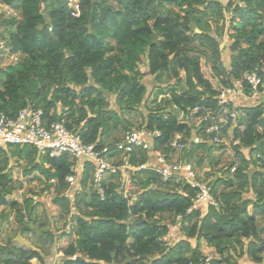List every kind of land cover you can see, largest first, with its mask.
Wrapping results in <instances>:
<instances>
[{"label":"trees","instance_id":"trees-1","mask_svg":"<svg viewBox=\"0 0 264 264\" xmlns=\"http://www.w3.org/2000/svg\"><path fill=\"white\" fill-rule=\"evenodd\" d=\"M77 2L76 16L68 0H0L10 11L9 15L0 11V37L10 53L18 55L17 62L0 67V112L12 117L26 106L41 109L47 123L62 121L83 143L109 150L116 148L121 131L154 129L159 134L151 146L134 148L128 155L131 166L148 167L129 169L125 181L119 172L107 173L101 195L91 180L94 165L87 161L79 174L81 190L69 197L66 177L72 161L66 154L49 157L34 147H0V207L15 209L20 222L26 215L32 219L31 200L25 199L21 206L9 197L37 180L44 184L45 198L51 199L52 214L75 210L67 233L71 240L62 248V257L51 264H189L202 256L200 242L214 248L217 257L211 264H239L231 252L243 240H248L249 261L261 264L264 101L226 105L228 111L237 112L232 139L238 143L232 145L234 156L227 155L228 161L209 181L217 206L194 204L197 189L185 180L163 181L154 169L158 165L154 153L168 159L174 151L170 143L180 134L183 161L194 159L199 166L207 161L210 171L216 169L226 149L204 134L211 121H203L198 129L202 138L198 143H192L194 125L187 123L191 116L219 109V89L204 76L201 60L218 78L220 88L264 65V0ZM227 13L232 14V32L225 66L219 37ZM143 57L157 87L168 91L163 105L155 97L149 104L151 94L146 96L138 67ZM179 112L185 120L179 119ZM131 113L140 115L136 127L126 117ZM232 123L230 119L221 129V137ZM128 190L136 194L134 198L126 195ZM163 214L179 224L183 235L172 244L164 241L170 229L161 222ZM44 257L38 247L0 245V264H33V259L46 264Z\"/></svg>","mask_w":264,"mask_h":264},{"label":"built area","instance_id":"built-area-1","mask_svg":"<svg viewBox=\"0 0 264 264\" xmlns=\"http://www.w3.org/2000/svg\"><path fill=\"white\" fill-rule=\"evenodd\" d=\"M224 1L225 3L229 2V0ZM68 6L72 8L73 15L79 14L77 0H68ZM7 49L9 50L5 40L0 39V51L4 53ZM11 56L13 60L18 59L17 54L11 53ZM259 98L264 100V65L245 71L242 79L234 80L231 85L219 89L217 95L218 111L208 112L201 117L193 118L192 143L201 141V135L197 131L201 128L203 121L207 119L211 122L204 126V134L211 139V142L221 143V129L227 125L230 119L234 121L237 117V112L228 111L226 105L238 106L243 100L253 102ZM187 123L191 124L190 122ZM158 134V131L148 130L145 127L130 129L124 132L121 139L116 143V148L109 150L107 146L97 148L95 143H83L80 135L76 131L67 129L62 121L56 120L47 123L41 109L26 106L19 109L12 117L0 112V147L29 146L49 157H58L63 154L69 157L72 164L71 173L66 177L67 194L72 191L74 193L80 188L79 174L87 161L94 165L91 180L101 195L103 194L101 182L107 173L116 174L120 169L138 170L148 167L146 163L138 167L131 166L128 162V155L134 148L148 149L152 139ZM237 143L238 140H231V145ZM170 146L174 151H183L185 144L181 142L180 134L173 137ZM154 154L158 163L154 169L160 174L163 181L172 177L176 180H185L197 189L194 204L217 206V201L211 195L209 181L204 180L190 162L182 159H167L159 151H155ZM237 164L236 161L230 170L231 172L235 170ZM75 189L76 191H74ZM212 259L213 257L202 255L196 262L191 261L189 264H211ZM261 264H264V258Z\"/></svg>","mask_w":264,"mask_h":264},{"label":"rangeland","instance_id":"rangeland-1","mask_svg":"<svg viewBox=\"0 0 264 264\" xmlns=\"http://www.w3.org/2000/svg\"><path fill=\"white\" fill-rule=\"evenodd\" d=\"M0 11L5 13L6 15L10 14V11L7 7L0 5ZM231 13H227L225 15V20L223 21V33L219 37L220 45L222 47V60L225 66H228L229 62V44L230 33L232 29L229 28V21L231 17ZM221 24V23H220ZM1 39V37H0ZM5 53V54H4ZM3 52L0 51V67L5 68L9 64L15 63L18 61L13 60L11 53L9 50H5ZM2 54V55H1ZM4 54V55H3ZM146 58L143 57L138 65L139 70L141 72V82L146 86L147 93L146 96L151 94L149 99V104L151 100L155 97L156 103L163 105L162 99L168 96L167 90H160L157 85L159 82H156L153 77L148 73ZM201 68L203 74L206 78H208L214 87L220 89L218 78L214 77L212 72L210 71L209 65L205 62V59L201 60ZM164 84V83H163ZM165 89V88H164ZM113 97H110V103L112 105ZM141 111L144 112V108L141 107ZM126 117L130 119L134 123V127L138 126L140 123V115L136 113L126 114ZM178 117L181 120H185L182 113H178ZM188 121L193 123L192 116L189 117ZM236 121H233L231 128L228 129L227 134L222 137L221 144L225 146L226 153L223 156H219V151H217V157H220V162L216 166V169H212L211 171L209 164L207 161H204L201 166L196 163V160H188L193 165L195 171L206 181H210L214 178L215 175L219 173L217 168H220L221 165L225 164L227 160V155L234 156L231 140H232V130L235 126ZM124 132H119L120 137ZM183 152L173 151L171 152L169 158L172 159H181ZM206 167V168H205ZM207 170H205V169ZM128 169H120L119 173L121 176V181L126 180V175L128 174ZM44 187L43 183L35 180L32 182L26 183L22 188L15 190L9 197L10 200L18 202L21 206L25 205V199H29L32 201V204L35 206L34 214L32 215V219L29 217H24L22 222L19 221V216L16 214V210L10 208L9 206H1L0 207V219H1V233H0V245H7L11 243V245L23 246L35 248L38 247L41 252L44 254V261L46 264H51L56 260H59L62 257V248H64L71 240V236H67L71 228V224L73 221L71 220V216L75 214V210H72L69 215H66L62 209L57 210V214H52L53 211L51 209V199H46V193H42L41 190ZM78 191L81 188L77 189ZM76 191V189L74 190ZM73 192V191H72ZM72 192L68 193V196L71 197ZM134 198L136 194H132L131 191H126V195H129ZM250 194H248L249 196ZM71 206H73L71 204ZM22 208V207H21ZM251 209V208H250ZM25 212L22 208L21 213ZM251 211V210H250ZM161 222L169 225V233L164 237V241L168 244H172L182 238V233L179 230V224L172 223V217L167 214H163L161 218ZM260 226L264 227V223L259 219ZM25 227L27 228L26 230ZM49 233L52 236V241H49L48 235ZM248 245V240H243L242 244L236 248V250L232 251L233 260H236L239 264H248L249 259L246 254V248ZM200 251L201 254L208 257H217V254L213 247L207 246L204 242H200ZM264 258V257H263ZM240 261V262H239ZM33 264H40V262L36 259L32 260Z\"/></svg>","mask_w":264,"mask_h":264},{"label":"crops","instance_id":"crops-1","mask_svg":"<svg viewBox=\"0 0 264 264\" xmlns=\"http://www.w3.org/2000/svg\"><path fill=\"white\" fill-rule=\"evenodd\" d=\"M258 101L261 102V101H264V100L259 98ZM258 101H253V103H255V102L258 103ZM205 168H206V167H205ZM205 168H204V169H205ZM205 170H207V169H205ZM1 223H2V222H1V219H0V233H1V230H2V229H1V228H2V227H1ZM0 238H1V237H0ZM239 262H240V261H239ZM248 264H254V263H252V262L249 261Z\"/></svg>","mask_w":264,"mask_h":264}]
</instances>
